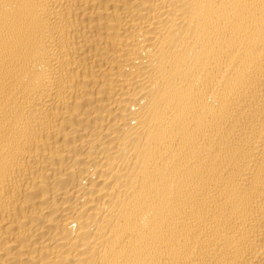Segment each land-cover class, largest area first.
Returning <instances> with one entry per match:
<instances>
[{
	"label": "bare ground",
	"instance_id": "1",
	"mask_svg": "<svg viewBox=\"0 0 264 264\" xmlns=\"http://www.w3.org/2000/svg\"><path fill=\"white\" fill-rule=\"evenodd\" d=\"M0 264H264V0H0Z\"/></svg>",
	"mask_w": 264,
	"mask_h": 264
}]
</instances>
